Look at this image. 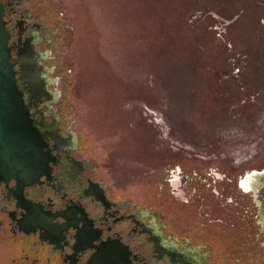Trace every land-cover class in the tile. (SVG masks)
Segmentation results:
<instances>
[{
    "label": "rangeland",
    "instance_id": "1",
    "mask_svg": "<svg viewBox=\"0 0 264 264\" xmlns=\"http://www.w3.org/2000/svg\"><path fill=\"white\" fill-rule=\"evenodd\" d=\"M26 5L46 30L56 113L122 193L164 199L168 163L197 152L264 166V0Z\"/></svg>",
    "mask_w": 264,
    "mask_h": 264
},
{
    "label": "flooded vegetation",
    "instance_id": "2",
    "mask_svg": "<svg viewBox=\"0 0 264 264\" xmlns=\"http://www.w3.org/2000/svg\"><path fill=\"white\" fill-rule=\"evenodd\" d=\"M28 1L0 3L43 166L29 183L0 170V264H264V166L218 167L197 152L168 163L164 199L122 193L56 113L46 30Z\"/></svg>",
    "mask_w": 264,
    "mask_h": 264
},
{
    "label": "water",
    "instance_id": "3",
    "mask_svg": "<svg viewBox=\"0 0 264 264\" xmlns=\"http://www.w3.org/2000/svg\"><path fill=\"white\" fill-rule=\"evenodd\" d=\"M8 38L0 3V170L29 183L43 166L41 143L18 88Z\"/></svg>",
    "mask_w": 264,
    "mask_h": 264
}]
</instances>
